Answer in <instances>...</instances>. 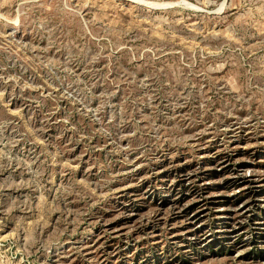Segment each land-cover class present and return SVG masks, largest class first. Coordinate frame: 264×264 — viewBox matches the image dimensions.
<instances>
[{
  "label": "rangeland",
  "instance_id": "374dc122",
  "mask_svg": "<svg viewBox=\"0 0 264 264\" xmlns=\"http://www.w3.org/2000/svg\"><path fill=\"white\" fill-rule=\"evenodd\" d=\"M0 264H264V0H0Z\"/></svg>",
  "mask_w": 264,
  "mask_h": 264
}]
</instances>
